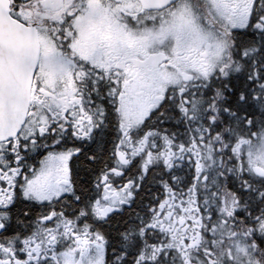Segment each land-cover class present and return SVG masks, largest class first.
Listing matches in <instances>:
<instances>
[{"label":"snow or ice","instance_id":"snow-or-ice-1","mask_svg":"<svg viewBox=\"0 0 264 264\" xmlns=\"http://www.w3.org/2000/svg\"><path fill=\"white\" fill-rule=\"evenodd\" d=\"M0 264H264V0H0Z\"/></svg>","mask_w":264,"mask_h":264}]
</instances>
